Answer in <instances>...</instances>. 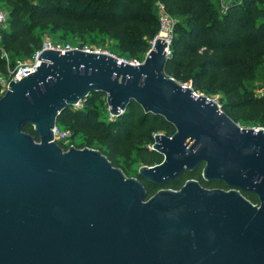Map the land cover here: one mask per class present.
<instances>
[{"label": "water", "instance_id": "water-1", "mask_svg": "<svg viewBox=\"0 0 264 264\" xmlns=\"http://www.w3.org/2000/svg\"><path fill=\"white\" fill-rule=\"evenodd\" d=\"M167 46L155 36L138 64L43 49L32 72L9 81L0 96V264H264V128L240 126L166 76ZM94 91L114 117L133 100L173 125L153 136L163 158L140 166V178L162 186L203 164L202 179L227 189L190 178L147 197L97 149H64L53 137L59 113Z\"/></svg>", "mask_w": 264, "mask_h": 264}, {"label": "trees", "instance_id": "trees-1", "mask_svg": "<svg viewBox=\"0 0 264 264\" xmlns=\"http://www.w3.org/2000/svg\"><path fill=\"white\" fill-rule=\"evenodd\" d=\"M157 1L177 18L164 74L181 83L190 80L195 91L219 94L217 103L236 123L251 121L264 128V97L246 86L258 69L264 81V0H231L223 12L217 0H0V11L7 12L0 24V75L9 77L14 63L7 64L3 53L30 58L41 48L42 32L47 30L101 34L115 40V50L127 57L145 55L160 28ZM102 94L90 92L82 108L65 107L57 125L71 138H85L78 148L95 145L114 166L119 157L144 165L160 163L162 155L147 145L156 133L171 135L173 125L160 115L144 113L133 100L114 119H100L97 105ZM23 130L38 140L31 125ZM201 167L162 186L143 181L147 197L160 188L178 189L188 178L206 188H227L221 181H204ZM242 194L258 203L253 193Z\"/></svg>", "mask_w": 264, "mask_h": 264}, {"label": "rangeland", "instance_id": "rangeland-1", "mask_svg": "<svg viewBox=\"0 0 264 264\" xmlns=\"http://www.w3.org/2000/svg\"><path fill=\"white\" fill-rule=\"evenodd\" d=\"M157 5H158V2H156V7H157ZM215 5H216V7H218L217 9H219L220 12H223V10L221 9V6H220L221 4L219 3L218 0H217V3L215 2ZM2 12L5 15H7V12H5L4 10ZM157 15H159L158 7H157ZM169 16L173 22L176 21V19H177L176 17L171 16V15H169ZM42 38H43V41L49 40L53 44H59L61 46L69 45L71 48L88 49L90 51L111 53V54L115 55L116 57H118L119 59L126 60L129 62L138 61L140 63V62H142V60L144 59V56H145V55H139L136 57H127V56L119 53L117 50H115L116 43H117L115 40L111 39L108 36H103L101 34H84V35H82V34H69V33L66 34L63 32L51 33L47 30V31L42 32ZM151 44H152V42H151ZM3 56L6 59L7 64L11 63L12 61L14 62L12 69L15 68V66L17 65V63L19 61L29 59V58H23V57H11V56H8L7 54H6V56L5 55H3ZM186 82H190V80L186 81ZM246 84H247L246 86L249 89H253L254 93H255V90L259 89L260 87H264V81L262 79V70L258 69L256 78L251 82H247ZM199 93H202V94L206 95L208 98L213 99L215 101H217V99L219 97V94H206L205 92H199ZM1 95H2V93L0 94V96ZM97 108L100 111V119H103L106 121L109 119H114V116H112L108 111V105L106 103V94L105 93H103L100 96V101L98 102ZM238 124L242 127H253V128L261 127V125L253 123L251 121L240 120V121H238ZM159 133H164V132H159ZM71 140L75 146L79 145V144L84 145L86 143L85 138L83 136L75 135L71 138ZM85 146H87L89 148L97 149V147L95 145H89V146L85 145ZM147 146L151 149L152 143H149ZM97 150L100 151L99 149H97ZM119 158L120 159L116 163V167H119L123 171V173L125 174L126 177H136L137 178L138 169L143 164L139 161H136L134 158L131 161L130 160L124 161L121 157H119Z\"/></svg>", "mask_w": 264, "mask_h": 264}, {"label": "built area", "instance_id": "built-area-1", "mask_svg": "<svg viewBox=\"0 0 264 264\" xmlns=\"http://www.w3.org/2000/svg\"><path fill=\"white\" fill-rule=\"evenodd\" d=\"M221 4V9H225V6L229 3L231 0H218ZM158 2V11H159V24L160 28L156 36L163 38L168 46L165 48L166 50V56L168 57L170 55V42L173 36V26L174 22L171 20L169 14L164 10L163 4L159 1ZM6 15L0 11V24L5 20ZM163 34V35H160ZM43 49H58L60 51H65L66 49H71L69 45L61 46L59 44H53L49 40H45L42 42V46L39 50H37L29 59L19 61L15 68L12 70L8 69L9 71V77H5L3 75H0V93H3L9 84L10 80H19L22 77L26 76L30 72H32L36 66L39 64V60H37L38 55L41 50ZM88 50V49H86ZM3 55L6 56V53H3ZM132 64H138V61H131ZM172 78V77H171ZM174 79V78H173ZM178 82V81H177ZM182 86H188L191 87L190 82H179ZM192 88V87H191ZM192 94L199 95L202 93H199L198 91L193 90ZM255 95L264 97V87H260L259 89L255 90ZM219 105V104H218ZM82 100L78 101L76 104L72 105L73 108H82ZM220 106V105H219ZM53 137L54 140L60 145L65 146L66 149L70 146L76 147L71 140V134L68 130L60 128L57 123L53 127Z\"/></svg>", "mask_w": 264, "mask_h": 264}, {"label": "flooded vegetation", "instance_id": "flooded-vegetation-1", "mask_svg": "<svg viewBox=\"0 0 264 264\" xmlns=\"http://www.w3.org/2000/svg\"><path fill=\"white\" fill-rule=\"evenodd\" d=\"M201 166H203V164H201ZM201 172H202V167H201ZM137 178H139V179L141 180V182L145 181V180H143L142 178H140L139 176H137ZM188 179H190V178H188ZM193 179H194V178H193ZM186 180H187V179H186ZM186 180H185V181H186ZM185 181H184V182H185ZM146 182H147V181H146ZM147 183H149V182H147ZM149 184H150V183H149ZM151 185H152V184H151ZM226 189H227V188H226Z\"/></svg>", "mask_w": 264, "mask_h": 264}, {"label": "bare ground", "instance_id": "bare-ground-1", "mask_svg": "<svg viewBox=\"0 0 264 264\" xmlns=\"http://www.w3.org/2000/svg\"><path fill=\"white\" fill-rule=\"evenodd\" d=\"M160 35H163V34H160Z\"/></svg>", "mask_w": 264, "mask_h": 264}]
</instances>
